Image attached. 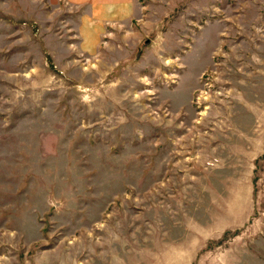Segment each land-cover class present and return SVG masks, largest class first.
<instances>
[{"label": "rangeland", "instance_id": "1", "mask_svg": "<svg viewBox=\"0 0 264 264\" xmlns=\"http://www.w3.org/2000/svg\"><path fill=\"white\" fill-rule=\"evenodd\" d=\"M81 8L0 0V264H264V0Z\"/></svg>", "mask_w": 264, "mask_h": 264}, {"label": "crops", "instance_id": "2", "mask_svg": "<svg viewBox=\"0 0 264 264\" xmlns=\"http://www.w3.org/2000/svg\"><path fill=\"white\" fill-rule=\"evenodd\" d=\"M49 1V0H48ZM54 1V0H50ZM73 7L83 6L90 12H130L139 6V0H56Z\"/></svg>", "mask_w": 264, "mask_h": 264}]
</instances>
